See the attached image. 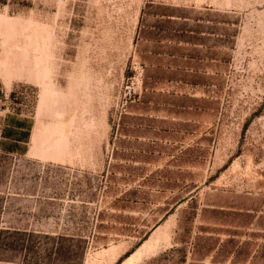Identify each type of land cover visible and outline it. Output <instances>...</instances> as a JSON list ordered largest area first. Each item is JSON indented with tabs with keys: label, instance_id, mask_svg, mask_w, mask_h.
Returning <instances> with one entry per match:
<instances>
[{
	"label": "rangeland",
	"instance_id": "374dc122",
	"mask_svg": "<svg viewBox=\"0 0 264 264\" xmlns=\"http://www.w3.org/2000/svg\"><path fill=\"white\" fill-rule=\"evenodd\" d=\"M0 264H264V0H0Z\"/></svg>",
	"mask_w": 264,
	"mask_h": 264
},
{
	"label": "crops",
	"instance_id": "0c3cea01",
	"mask_svg": "<svg viewBox=\"0 0 264 264\" xmlns=\"http://www.w3.org/2000/svg\"><path fill=\"white\" fill-rule=\"evenodd\" d=\"M168 13L161 11L150 22H143L142 16L139 19L137 28L140 36L134 41L139 57L142 60L168 62L160 66L168 70L185 67L177 62L208 61V49L212 54V46L208 44V40H213L211 33L195 26L183 25L182 21L177 20L180 17Z\"/></svg>",
	"mask_w": 264,
	"mask_h": 264
}]
</instances>
